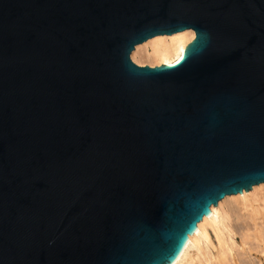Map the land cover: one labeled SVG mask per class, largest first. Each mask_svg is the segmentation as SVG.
I'll return each mask as SVG.
<instances>
[{
    "label": "water",
    "instance_id": "95a60500",
    "mask_svg": "<svg viewBox=\"0 0 264 264\" xmlns=\"http://www.w3.org/2000/svg\"><path fill=\"white\" fill-rule=\"evenodd\" d=\"M261 185L264 0H0V264H173Z\"/></svg>",
    "mask_w": 264,
    "mask_h": 264
},
{
    "label": "bare ground",
    "instance_id": "6f19581e",
    "mask_svg": "<svg viewBox=\"0 0 264 264\" xmlns=\"http://www.w3.org/2000/svg\"><path fill=\"white\" fill-rule=\"evenodd\" d=\"M193 37L194 32L152 37L131 52V59L173 64ZM188 240L173 264H264V185L223 197Z\"/></svg>",
    "mask_w": 264,
    "mask_h": 264
},
{
    "label": "rangeland",
    "instance_id": "374dc122",
    "mask_svg": "<svg viewBox=\"0 0 264 264\" xmlns=\"http://www.w3.org/2000/svg\"><path fill=\"white\" fill-rule=\"evenodd\" d=\"M133 60V59H132ZM134 61V60H133ZM135 62V61H134ZM147 61H143V63L142 64H140V63H137V64H140V65H144V64H147L146 63ZM149 65V64H148ZM154 65V64H153Z\"/></svg>",
    "mask_w": 264,
    "mask_h": 264
}]
</instances>
